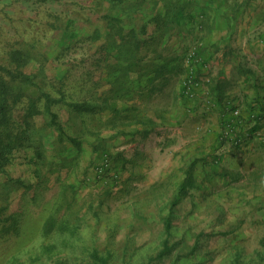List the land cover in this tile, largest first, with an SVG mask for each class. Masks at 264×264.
<instances>
[{"label":"rangeland","instance_id":"rangeland-1","mask_svg":"<svg viewBox=\"0 0 264 264\" xmlns=\"http://www.w3.org/2000/svg\"><path fill=\"white\" fill-rule=\"evenodd\" d=\"M137 1L0 0V63L10 49L24 47L34 56L25 70L54 96L85 101L116 94L123 97L115 99L120 104L139 102L140 86L127 83L125 76L144 74L159 56L187 51L190 56L194 43L205 44L201 33L214 32L216 24L198 16L192 27L159 33L156 23L167 22L157 17L164 1L146 0L136 9ZM212 3L220 22L228 21L231 9L244 10L251 3L264 8V0ZM113 23L117 32L109 35ZM131 62L136 65L128 72ZM62 115L66 133L82 141L79 147L59 143L58 133L49 131L38 168L21 152L0 175V207L5 208L0 264H100L93 252L108 257V264H264L262 177L238 168L241 164L233 167L234 162L213 160L209 171L210 163L201 161L196 187L174 210L171 250L157 258L166 238L165 218L191 160L184 154L177 158L172 147L178 144L170 143L154 168L133 175L131 143L125 141L121 149L108 138L116 121L112 110ZM121 122L129 125V120ZM234 147L246 146L227 141L215 153L229 154ZM107 156L110 169L100 175L97 166Z\"/></svg>","mask_w":264,"mask_h":264},{"label":"crops","instance_id":"crops-1","mask_svg":"<svg viewBox=\"0 0 264 264\" xmlns=\"http://www.w3.org/2000/svg\"><path fill=\"white\" fill-rule=\"evenodd\" d=\"M254 5L229 10L230 21L219 20L214 32H202L205 44L201 41L191 47L197 58L191 59L187 51L168 64L165 72L155 73L149 68L135 76L144 84L136 95L145 105L138 98L139 102H132L129 125L119 119L111 128L114 134L108 135L121 149L125 141L131 143L136 165L133 175H142L144 167L154 168V162L171 143L178 144L172 147L177 158L184 154L185 160L195 163V178L201 161L210 163L206 168L212 171V161L218 158V163L234 162L233 167L241 164L237 167L243 171L251 169L262 177L258 183L264 187V142L260 138L249 139L240 151L234 147L229 154L215 153L223 144L221 133L234 117L235 108L241 109L246 120V124L235 125L239 135L244 137L249 126L264 132V8ZM191 73L201 84L189 96L185 83ZM251 112H256L257 117L248 122ZM171 137L176 138L175 143Z\"/></svg>","mask_w":264,"mask_h":264},{"label":"trees","instance_id":"trees-1","mask_svg":"<svg viewBox=\"0 0 264 264\" xmlns=\"http://www.w3.org/2000/svg\"><path fill=\"white\" fill-rule=\"evenodd\" d=\"M46 0H36V2ZM115 4L118 0H109ZM146 0H138L135 8H141V4ZM163 9L157 10V17H165L167 22L162 24L156 23V32H168L174 27H182L190 25L191 27L197 22L198 16L212 20L214 24H218L220 14L214 12L212 1L214 0H181L180 3H174L173 0H163ZM116 5V4H115ZM123 9L126 6H122ZM154 9V8H153ZM213 9V11H212ZM154 17V15H153ZM226 20L231 19L226 16ZM153 18L149 20L147 25L151 23ZM182 22V23H181ZM146 25V24H145ZM144 25V26H145ZM145 28V27H144ZM117 32L114 23L111 24L109 35ZM78 33V30L77 32ZM78 35V34H77ZM114 42V40H112ZM132 42V41H131ZM138 45V44H136ZM179 56L156 57L157 63L151 66V71L155 73L165 72L169 68L168 64L172 63ZM34 60V56L27 48H12L9 50L8 58L5 62L0 63V175L3 174L7 167L14 163L18 153H24L26 161L31 164L34 169L38 168L40 160L46 156V139L52 132L58 133V142L68 146L72 144L78 146L82 144L80 138L67 134L64 127V122L60 118L62 113L67 117L69 115L90 113L97 114L103 110H112L114 112L115 124L122 120H131L130 111L133 109L132 103L120 104L115 99L123 97L116 94L110 96H99L93 100L75 101L63 95L54 96L51 92L43 90L36 80L37 76L33 73H28L25 68ZM169 62V63H168ZM136 63L129 65L128 72L135 67ZM149 72V71H148ZM141 74H137L139 76ZM126 82H131L139 87L144 86L141 81L132 78V75ZM112 84V83H111ZM156 84V83H155ZM119 94V92H116ZM58 106V110L54 107ZM64 108V110H60ZM64 111V112H63ZM123 112V113H122ZM63 116V115H62ZM244 119V118H243ZM252 121V118L248 120ZM114 124V125H115ZM258 128L251 127L250 132L253 134ZM222 138V143L230 141L229 138ZM35 157V158H32ZM108 157V156H107ZM109 158V157H108ZM216 159V158H215ZM218 162V158L216 159ZM195 163H191L185 171V177L179 185L178 192L173 199L168 215L165 218L166 238L163 243V248L157 254V258H162L168 255L171 250L170 235L172 229V217L174 210L189 194L190 190L196 187V178L194 175ZM36 167V168H35ZM110 169V168H109ZM99 174V173H98ZM101 175V174H100ZM0 207V219L3 215ZM49 228L54 226V221L49 220ZM261 244L264 247V237L261 239ZM93 258L100 264H108V257L99 256L97 252L92 253ZM21 264V263H19ZM56 264H66L64 261H58ZM143 264H153L151 261ZM173 264H178L174 262Z\"/></svg>","mask_w":264,"mask_h":264},{"label":"built area","instance_id":"built-area-1","mask_svg":"<svg viewBox=\"0 0 264 264\" xmlns=\"http://www.w3.org/2000/svg\"><path fill=\"white\" fill-rule=\"evenodd\" d=\"M190 58H197V56L193 53H191ZM201 84L200 80L195 77L193 73L188 75V78L186 79L185 83V93L189 96H192L194 94V88L198 87ZM233 116L232 119L228 120L226 125L223 127V131L221 133L223 138H229L230 142H232L233 145L235 146H244V144L251 138L253 137H258L264 142V132L262 130H256L255 133L250 132V126L249 128L245 131L244 137L239 135L238 130H236L235 125H243L246 124V120L243 119L242 116V111L240 108H235L232 110ZM250 118H252L253 122L256 120L257 113L256 112H251L250 113ZM110 160L108 157H106L98 166H97V172L99 174H103L107 172L110 168Z\"/></svg>","mask_w":264,"mask_h":264}]
</instances>
